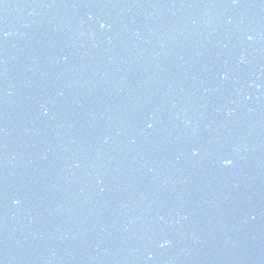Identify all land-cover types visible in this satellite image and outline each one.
I'll list each match as a JSON object with an SVG mask.
<instances>
[{
	"label": "water",
	"instance_id": "95a60500",
	"mask_svg": "<svg viewBox=\"0 0 264 264\" xmlns=\"http://www.w3.org/2000/svg\"><path fill=\"white\" fill-rule=\"evenodd\" d=\"M62 1L108 38L65 24L62 41L46 42L70 49L59 62L41 46L27 60L80 86L70 136L53 115L47 133L23 123L48 90L8 79L6 94L29 106L0 120V146L15 150L0 152V264H264V0ZM164 61L188 89L167 69L155 91H172L157 102L149 89Z\"/></svg>",
	"mask_w": 264,
	"mask_h": 264
},
{
	"label": "snow or ice",
	"instance_id": "6c2138e0",
	"mask_svg": "<svg viewBox=\"0 0 264 264\" xmlns=\"http://www.w3.org/2000/svg\"><path fill=\"white\" fill-rule=\"evenodd\" d=\"M101 27H103V25H101ZM5 35H7V33H5ZM248 39L251 40L252 37L249 36ZM149 127H151V125H149ZM226 162H227L229 165L232 164V161H231L230 159L226 160ZM0 194H2V193H0ZM16 202L18 203L19 201H16Z\"/></svg>",
	"mask_w": 264,
	"mask_h": 264
},
{
	"label": "clouds",
	"instance_id": "9594fccd",
	"mask_svg": "<svg viewBox=\"0 0 264 264\" xmlns=\"http://www.w3.org/2000/svg\"><path fill=\"white\" fill-rule=\"evenodd\" d=\"M84 33H81V35H83Z\"/></svg>",
	"mask_w": 264,
	"mask_h": 264
}]
</instances>
